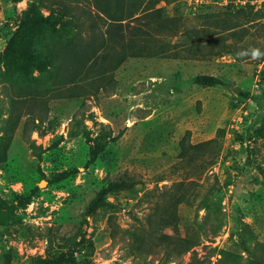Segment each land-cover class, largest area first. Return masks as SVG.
I'll return each instance as SVG.
<instances>
[{
  "label": "rangeland",
  "instance_id": "1",
  "mask_svg": "<svg viewBox=\"0 0 264 264\" xmlns=\"http://www.w3.org/2000/svg\"><path fill=\"white\" fill-rule=\"evenodd\" d=\"M0 264H264V0H0Z\"/></svg>",
  "mask_w": 264,
  "mask_h": 264
},
{
  "label": "trees",
  "instance_id": "2",
  "mask_svg": "<svg viewBox=\"0 0 264 264\" xmlns=\"http://www.w3.org/2000/svg\"><path fill=\"white\" fill-rule=\"evenodd\" d=\"M107 13V12H106ZM133 16H135V14H132ZM97 16H99L100 18L104 17L101 14H97ZM138 17V16H136ZM108 18L110 19V22L107 26V32L109 33V37L111 36V34L114 32V23H116V17L114 14L110 13L108 14ZM40 20L44 21V22H51L50 17H40ZM91 24V22H90ZM29 27L28 26H22V36L21 38H25L27 33L29 32ZM31 33V32H30ZM137 34V33H134ZM14 54H18L20 56V58L24 57V53L22 52V50L20 49H14L13 50ZM195 81L200 84V85H204V86H214V85H218V84H223L224 81L222 78H220L218 75L216 74H212V73H199L197 74V76L195 77ZM136 182L126 179L124 177L121 178H117L113 181H111L106 187H104L102 189V194L101 195H106L108 193L114 192V191H118V190H122V189H126V188H130L132 187ZM18 200L21 203L26 202V197L23 194L18 195ZM105 202L101 199V197H96L94 198V200L91 203L90 206V213L94 212L95 210H97L99 207H101L102 205H104Z\"/></svg>",
  "mask_w": 264,
  "mask_h": 264
}]
</instances>
